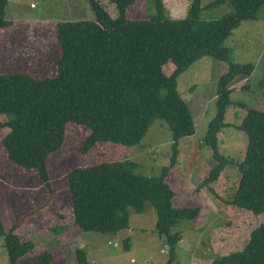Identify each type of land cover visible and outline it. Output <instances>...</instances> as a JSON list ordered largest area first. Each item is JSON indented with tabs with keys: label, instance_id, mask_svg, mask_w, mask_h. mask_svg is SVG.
Returning <instances> with one entry per match:
<instances>
[{
	"label": "trees",
	"instance_id": "1",
	"mask_svg": "<svg viewBox=\"0 0 264 264\" xmlns=\"http://www.w3.org/2000/svg\"><path fill=\"white\" fill-rule=\"evenodd\" d=\"M7 1L0 0V29L13 25L5 20ZM108 1L116 9L114 17L98 0H88L93 20L57 24L55 76L35 78L22 70L0 73V129L7 130L1 143L8 161L35 172L49 187L48 160L62 149L67 124L84 126L89 134L79 146L81 155L99 143L115 148L112 161L67 173L73 225L84 233L116 234L129 228L130 211L142 214L149 204L156 214L154 233L166 240L165 264H173L181 235L171 228L195 220L199 213L197 208H176L175 193L166 180L178 161L181 141L195 132L189 109L178 95L177 79L202 58L226 62L228 71L216 85V113L202 142L214 164L196 190L210 189L232 165L218 151V135L229 127L224 122L227 107L240 106L244 116L236 129L245 134L247 146L235 165L234 192L220 200L230 208L226 226L238 217L232 207L263 219L239 251L208 264H264V111L231 100L229 84L237 77L248 79L254 67L231 63L230 50L223 46L242 22L257 18L264 0H212L206 6L191 0L178 20L165 17L163 0H145L153 3L154 13L143 20L127 19V9L136 0ZM221 7L231 11L217 19L201 18L202 12ZM167 60L173 70L165 75L162 65ZM260 86L264 88V71ZM156 121H163L171 133L170 164L157 177H144L135 173L136 163L117 155L119 146L138 145ZM0 239L8 264H18L35 248L33 241H21L13 228L6 231L1 220ZM123 244L128 249L127 238ZM76 256L79 264H88L82 250L77 249ZM52 261L45 251L33 264Z\"/></svg>",
	"mask_w": 264,
	"mask_h": 264
},
{
	"label": "rangeland",
	"instance_id": "2",
	"mask_svg": "<svg viewBox=\"0 0 264 264\" xmlns=\"http://www.w3.org/2000/svg\"><path fill=\"white\" fill-rule=\"evenodd\" d=\"M106 12L114 17L116 9L108 0H98ZM206 6L212 0H200ZM191 0H163L164 15L171 20L184 18ZM231 11L221 7L201 14L203 20L222 17ZM154 13L153 3L136 0L127 9L130 20H143ZM5 20L13 23L0 29V73L29 71L35 78L56 74L58 46L56 26L61 22L90 21L93 14L88 0H8ZM230 50V62L252 64L248 79L235 78L228 86L235 103L264 111V88L260 79L264 71V6L255 20L242 22L225 40ZM228 63L209 57L191 65L177 79V92L187 105L194 121L193 136L183 139L178 161L169 170L167 183L175 193L176 208H197L193 221H180L171 228L181 235L175 247L173 264H208L214 259L239 251L247 242L252 229L263 215L253 216L232 207L237 213L230 226H226L230 208L221 202L229 199L237 184L235 165L244 157L247 139L236 126L244 116L240 106H228L224 122L229 124L218 135V151L232 165L221 173L211 188L196 190L214 162L211 151L202 142L209 122L214 118L215 92L218 79L228 71ZM173 65L167 60L162 65L165 75ZM248 88L243 89L244 85ZM6 129H0V220L6 231L14 229L21 241L31 240L35 248L18 261L33 264L45 251L53 256L52 264H79L76 250L85 253L88 264H165L168 248L164 237L154 233L155 211L149 204L142 214L130 211L128 230L116 234L84 233L73 225L71 198L65 187L67 173L112 161V144H97L86 155L79 146L88 136L84 126L68 123L62 149L48 160L49 187L37 174L19 168L8 161L1 143ZM172 137L163 121H156L138 145L119 146L117 157L137 164L136 174L157 177L162 168L170 164ZM239 213L246 215L243 217ZM232 219V218H231ZM129 247L124 249L123 240ZM0 264H8L7 253L0 239Z\"/></svg>",
	"mask_w": 264,
	"mask_h": 264
},
{
	"label": "crops",
	"instance_id": "3",
	"mask_svg": "<svg viewBox=\"0 0 264 264\" xmlns=\"http://www.w3.org/2000/svg\"><path fill=\"white\" fill-rule=\"evenodd\" d=\"M129 221H130V217H129ZM130 226H131V224L129 223V228H130ZM129 228H128V229H129ZM128 229H126V230H128ZM127 239H128V238H127Z\"/></svg>",
	"mask_w": 264,
	"mask_h": 264
}]
</instances>
